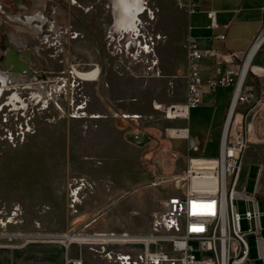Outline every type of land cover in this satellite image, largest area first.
I'll return each mask as SVG.
<instances>
[{
  "label": "rangeland",
  "instance_id": "1",
  "mask_svg": "<svg viewBox=\"0 0 264 264\" xmlns=\"http://www.w3.org/2000/svg\"><path fill=\"white\" fill-rule=\"evenodd\" d=\"M31 1H26L27 10L20 11L10 0H0L4 5L0 8V69L9 74L8 86L0 92V264H17L13 255L27 244L34 250L26 252L25 264H67L69 248L60 243L27 242L28 238L165 233L164 226L156 222L163 221L166 200L183 190L177 179L182 173L154 172L160 171L156 156L173 138L171 129H162L153 136L160 138L158 146L144 147L142 172L152 176L149 184L139 186V167L123 166L121 162L123 157L133 159L134 150L116 137L110 142L100 124L102 119L121 117L105 95L108 78L130 76L143 91L154 90L152 80L162 75L156 47L165 39L157 30L163 8H159L158 1L146 4L144 0L147 10L139 17L138 33L133 36L116 26L121 17L117 0H38L37 5ZM43 13L49 21L41 32L9 20L12 14L26 19ZM11 40L23 43L21 49L32 55V60L27 61L32 72L23 74L20 89H16L11 69L3 64L7 47L14 48ZM248 76L249 85L256 91L264 85L261 74ZM33 83H41L49 99H44ZM181 87L170 85L169 95H176L175 90ZM213 98L214 94H205L203 103L191 111L188 120L175 121L187 122L192 131H199L201 144L197 143L195 155L202 154L206 147L217 152L213 150L215 143L206 140L221 113L209 102ZM159 108L160 104L159 120L167 121ZM179 129H184L186 137L185 128H172V135L180 137L183 132ZM260 138L245 153L241 184L245 195L257 198L264 228V172L256 192L259 165L254 163L264 164V135ZM184 142L186 146L187 140ZM168 156L174 158L172 153ZM187 162L188 156L186 167ZM138 196L142 200L146 196L148 205L140 199L135 208ZM235 205L242 216L252 208L250 201L243 199H236ZM254 228L253 222L241 220L252 264H264L259 258ZM73 245L86 248L95 260L119 264L96 253L104 247ZM105 249L135 255L142 248ZM133 260L139 262L136 256Z\"/></svg>",
  "mask_w": 264,
  "mask_h": 264
},
{
  "label": "built area",
  "instance_id": "2",
  "mask_svg": "<svg viewBox=\"0 0 264 264\" xmlns=\"http://www.w3.org/2000/svg\"><path fill=\"white\" fill-rule=\"evenodd\" d=\"M146 4L152 1L145 0ZM186 7L189 13L197 11V0H173ZM210 28H217L215 12H210ZM264 39V24L251 49L241 54L235 51L203 49L196 37L190 35L186 49L188 56L187 97L185 102L161 106L159 110L169 120H188L192 110L199 108L206 93L216 92L221 87H233V97L220 138L219 152L213 157L188 156L187 167L177 179L182 182L181 193L170 196L165 202L163 221L165 233L153 235L93 234L111 237L107 241H87L86 244L104 247L95 250L119 264H252L250 249L241 229L245 218L255 224L252 232L257 236L259 258L264 261V228L261 225V211L256 197L245 195L241 184L245 153L251 143L262 140L264 135V92L256 94L247 86L249 73L264 76V68L253 62L247 76L240 85L242 68L249 52L257 42ZM221 40L225 39L222 35ZM260 50V49H259ZM206 57L217 63V76L205 78L200 64ZM222 67L224 70L222 71ZM237 96L233 115L229 120L234 98ZM248 106L240 112L241 105ZM262 132V133H261ZM190 149L197 150V143L190 142ZM264 165H259L256 192ZM236 199L250 201L252 208L242 216L235 205ZM162 222V223H161ZM129 236H149L153 239L131 240ZM107 246H135L141 251L135 255L115 253ZM136 256L139 262H135Z\"/></svg>",
  "mask_w": 264,
  "mask_h": 264
},
{
  "label": "crops",
  "instance_id": "3",
  "mask_svg": "<svg viewBox=\"0 0 264 264\" xmlns=\"http://www.w3.org/2000/svg\"><path fill=\"white\" fill-rule=\"evenodd\" d=\"M197 3V11L191 14L186 7L179 5L173 0L158 1L159 8H163V18L158 24L157 30L165 35V39L159 42L156 47V56L159 61L162 75L159 79L155 78L152 80L151 83L154 86V90L143 91L139 88V82L130 76L108 78L107 85L104 87L107 99L116 105V110L121 117L118 119H102L100 123L101 130L104 134H108L107 137L110 142L116 137L121 144H128L129 147L134 150L133 159H125V157H123L121 162L123 166L126 164H134L136 167H139L138 170L140 174L137 176V183H139V186L143 183L149 184L152 176V174L150 176L148 173L147 175L142 172L141 156L142 152L146 150L144 147L148 145V147L158 146L157 139L160 140V138H153V136L157 133H161L162 129L185 128L187 129L186 131H188V137L175 138L171 133L173 138L167 142L166 146L163 145L165 146L163 150L162 147L159 149L160 152L156 156L160 171L156 170L154 172L160 174L183 173L186 167L185 161L187 156L194 154L193 156L213 157L219 152L220 138L233 97V87H221L216 92L206 93L207 95L214 94V98L210 99L209 102L221 110L214 132H209L206 138V140L208 139V141L215 143L217 148L213 149L217 151L215 153L212 149H207L206 147L202 154L195 155L198 151L190 149V142L194 140L200 145L201 137L199 131L197 129L192 131L190 124L187 122L184 124H177L175 121L180 119H167V121L159 120V113L157 112L158 104L165 107L180 104L186 100L188 70L186 44L188 37L190 35L196 37L199 46L203 49L235 51L245 54L251 49L264 24V0H197ZM149 11L151 12L152 10L149 9ZM210 12H215V20L218 25L217 28H210ZM222 35L225 36L224 40L219 38ZM21 37H19L20 40ZM10 42L13 46V40ZM22 44L23 43H21V46ZM262 45L264 46V42ZM262 45L259 48L260 50L258 49V53L252 62L256 67L264 68ZM200 68L205 78L216 77L218 75L217 63L212 57L204 58L201 61ZM223 70L224 67H222V71ZM246 83L247 86H250L249 76ZM175 84H181L182 87L175 90L178 91L176 95H169L171 91H169L168 87L170 85L174 86ZM251 87L254 89L253 85H251ZM254 91L256 94L263 93L264 85L257 87V91L255 89ZM172 92L174 93V91ZM153 102L155 103L153 104ZM197 109L199 108L194 110L196 111ZM239 109L240 112H245L248 106L244 104L241 105ZM195 113L196 112H194V114ZM147 139H149L152 144H149L150 142H148ZM185 140H187L186 146ZM169 153H172L174 158H170L168 156ZM165 156L168 157L164 159ZM118 161L120 162V160ZM254 163L260 165V163L255 161ZM121 171H125V169L122 168ZM127 184L135 185V183L131 184L130 182ZM143 197H136L134 200L135 208L138 205L137 202ZM142 203L148 205L146 196L145 199L142 200ZM150 229L151 227L149 226V230ZM102 231L106 232L107 230L102 229ZM27 245L17 250L18 252L13 255L17 264H25V259H28V257H26V252H32L34 250L31 249L32 246ZM65 248H69L67 264H73L69 261L70 259H79L81 260V264H111L109 262L95 260L92 254L84 247L70 244L69 246H65Z\"/></svg>",
  "mask_w": 264,
  "mask_h": 264
},
{
  "label": "bare ground",
  "instance_id": "4",
  "mask_svg": "<svg viewBox=\"0 0 264 264\" xmlns=\"http://www.w3.org/2000/svg\"><path fill=\"white\" fill-rule=\"evenodd\" d=\"M117 3L119 4V9L121 11V17L119 19V21L117 22V28L121 29L123 32L125 33H132L133 36L137 35L138 33V22H139V17L143 14H145L147 7H145L144 5V0H117ZM35 19H38L39 21H44V19L40 18V17H36ZM37 20V21H38ZM25 21V20H24ZM30 20L29 22L26 24L28 27H30ZM33 24V23H32ZM34 25V24H33ZM36 27L38 29H41L40 25H36ZM264 39L261 37V39L257 42V44L255 45V47L249 52L245 63L243 65L242 68V76H241V81H240V85L242 84L244 78L247 76L250 67H251V63L254 59V57L256 56V54L258 53V49L261 47V45L263 44ZM20 42H17V44H19ZM20 47V45H18ZM263 46V45H262ZM146 49L148 50L149 47L147 46ZM23 57L26 58V60L28 58H32L31 53H29V51L26 50H21V52H17L13 49L9 50V52L6 55V60L4 62V64L8 65V67L10 69H14V72H10L13 75V80L15 79V85H16V89H20V81L21 78L23 77V73L26 72L27 74H31L32 70L29 67V64L27 63V61H25L23 59ZM8 69V68H7ZM9 79V74H7L6 72H4V70L0 69V92L6 88L8 86V81ZM33 88L36 90H40L41 93L44 94V99L48 98L49 99V95L46 93L44 86L39 83H33ZM22 92V91H21ZM17 96V95H16ZM18 97V96H17ZM236 100H237V96H235L234 98V102H233V106L231 108L230 111V118L233 115V110L236 106ZM187 130V129H186ZM172 129L170 130V134H171ZM179 132L182 133L180 135V137H176V138H186L188 137V131H187V136L185 137L184 134V129H179ZM109 238L111 237H106V236H94V235H74L71 236L67 235L64 236L62 238H55V239H35V238H28L27 242H58V243H62L65 246H69L70 244L73 243H79V244H84L89 240H93V241H98V240H103V241H107ZM129 239L131 240H145L146 242H150L153 238L149 237V236H143V237H135V236H129ZM73 264H81V260H74L72 261Z\"/></svg>",
  "mask_w": 264,
  "mask_h": 264
},
{
  "label": "flooded vegetation",
  "instance_id": "5",
  "mask_svg": "<svg viewBox=\"0 0 264 264\" xmlns=\"http://www.w3.org/2000/svg\"><path fill=\"white\" fill-rule=\"evenodd\" d=\"M11 2H12V4H13V6H15L14 8H18V10H27V8H29V5H28V3L26 2L27 0H10ZM31 4H34V5H37L38 4V0H32L31 1ZM3 4L0 2V8H3ZM36 17H40V18H42V19H44V21H39L38 19H35ZM9 20H10V22H14V23H19V24H21V25H23V26H25V27H27V28H29V29H33V28H35V29H37L38 31H40L41 32V29H43L46 25H47V23H48V19L44 16V13L43 14H35V15H33V16H31V17H26V19H23V18H21L18 14H12V15H10V17H9ZM25 20V21H24ZM29 20L31 21L30 22V27H28L26 24L29 22ZM38 20V21H37ZM34 25H33V24ZM40 25V27H41V29L39 30L37 27H36V25ZM52 24V23H51ZM56 24L57 23H55L54 24V27L56 26ZM20 42V41H19ZM13 45L15 46V47H17V48H12V47H7V50H6V53H5V56L3 57V64H4V62H5V60H6V55H7V53L9 52V50H11V49H13V50H15V51H17V52H21V50H23V49H21L22 47L20 46H18V45H21V42L19 43V44H17V42H15L14 40H13ZM23 59L25 60V61H27L26 60V58L25 57H23ZM30 67V66H29ZM31 68V67H30ZM31 70H32V68H31ZM24 73H26V72H24ZM23 73V74H24Z\"/></svg>",
  "mask_w": 264,
  "mask_h": 264
},
{
  "label": "water",
  "instance_id": "6",
  "mask_svg": "<svg viewBox=\"0 0 264 264\" xmlns=\"http://www.w3.org/2000/svg\"><path fill=\"white\" fill-rule=\"evenodd\" d=\"M29 53H30V52H29ZM27 60H32V58H31V59H30V58H28ZM4 65H5L6 67H8V65H6V64H4ZM8 68H9V67H8ZM13 70H14V69H13ZM13 70L11 69V71H12V72H14V71H15V70H14V71H13ZM263 234H264V231H263Z\"/></svg>",
  "mask_w": 264,
  "mask_h": 264
}]
</instances>
